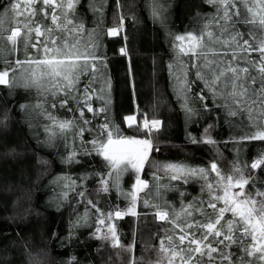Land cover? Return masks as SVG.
<instances>
[{
  "label": "snow or ice",
  "instance_id": "snow-or-ice-1",
  "mask_svg": "<svg viewBox=\"0 0 264 264\" xmlns=\"http://www.w3.org/2000/svg\"><path fill=\"white\" fill-rule=\"evenodd\" d=\"M115 3L117 26L107 29L105 34L110 36L117 35L124 22L121 11L124 5L121 0ZM203 3L212 11L197 12L194 28L183 34L169 33L174 50L168 64L173 90L177 98L183 100L181 107L187 119L199 114L189 103L193 89L198 88L194 98L204 111L220 110L218 115L222 114L225 124L241 130L242 134L232 137L230 142L243 145L248 141H264V0H203ZM107 4L108 0H12L0 14V42H3L0 43V56L22 49L25 59L6 61L14 63L16 68L0 71V85H9L10 72L27 65L28 76L21 86L34 88L44 96V102L35 108L40 110L38 115L50 121L45 125L49 144L55 146L59 136L66 138L67 133L72 132L81 138V146L64 156L63 163H80L78 155H91L92 152L101 156L109 172L104 174L108 178L100 181V191L108 192L110 181L112 186L119 188L121 175L129 169L137 173L134 191L122 193L125 199H130L131 206L127 213L116 211L114 215L116 218L125 214L136 216V203L139 193L143 192L144 207L153 209L155 220L169 225L159 237L157 259L149 264H264V187H257L255 176L245 174L249 167L256 170L264 166V152L250 166L233 163L227 173L219 169L215 161L209 168L177 163L157 165L152 174L155 183L150 186L139 173L153 151L151 139L125 137L106 117L97 137L83 140L84 132L90 131L84 125L91 124L85 113L96 117L109 110L111 85L101 71L106 63L97 54L100 48L98 29ZM81 6L97 17L95 28H86L79 10ZM150 10L153 19L163 21L166 5L161 0H150ZM8 13H12L11 17ZM37 16L42 19L38 20ZM9 20L11 26L6 27ZM45 20L49 23L45 24ZM120 52L127 55L126 48H121ZM48 97H51L50 103ZM94 100L101 102V107L94 108ZM49 107L78 112L79 121L57 120ZM6 119H0V124ZM126 120L131 127L135 117L128 116ZM161 126L162 121L158 119L149 121L145 117L143 121V129L149 135L159 131ZM211 127L213 125H209ZM209 128L204 130L202 139L191 136L189 139L192 143L216 144L207 135ZM62 179L65 178L57 177L53 183ZM193 180L202 182V195L186 200L188 194L181 185ZM249 184L252 189L246 190ZM170 192L178 194V208L166 199ZM88 203L95 207L91 200ZM112 215L107 213L106 218L111 219ZM99 223L104 224L105 219L100 218ZM77 224H87V213L78 218ZM100 231L96 229V233ZM94 237L108 242L112 248H124L128 252L134 248V245L120 243L115 225L108 226L102 236L94 233Z\"/></svg>",
  "mask_w": 264,
  "mask_h": 264
},
{
  "label": "trees",
  "instance_id": "trees-1",
  "mask_svg": "<svg viewBox=\"0 0 264 264\" xmlns=\"http://www.w3.org/2000/svg\"><path fill=\"white\" fill-rule=\"evenodd\" d=\"M12 0H0V14ZM166 5L164 19H153L150 0H121L124 15L122 30L117 35H106L109 28L117 26V7L115 0H108L105 6L103 23L98 29L101 56L106 67L101 71L110 81L108 96L110 103L107 113L93 117L90 129L83 135L84 141L97 137L100 125L105 118L119 128L121 135L134 138H149L153 142V151L142 172L150 186L155 183L152 174L157 165L177 163L192 168H209L215 161L219 169L227 173L233 163L250 164L264 152V141H248L235 145L232 137L241 133L239 128L229 127L223 122L220 110L204 111L194 94L189 103L199 110V114L187 119L181 104L173 90V81L169 75L168 64L173 59L174 50L170 44L169 33L183 34L196 26V13H208L212 9L203 0H161ZM39 8L40 6L37 5ZM84 23L88 30L97 25V17L83 6ZM12 13H8L11 17ZM38 20L42 17L37 16ZM45 24L49 21H43ZM11 26V20L6 27ZM7 35V33H5ZM3 43V42H0ZM8 46L5 44V48ZM121 48H126L127 55H122ZM35 54L34 50L29 49ZM25 59L21 49L15 54L0 56V71L16 68L15 59ZM27 65L10 72L9 85H0V119L7 117L0 124V264H149L157 259L156 248L163 229L169 227L164 222L154 219L153 209L144 207L142 193L136 208L137 215L125 214L116 218L114 213H127L131 206L130 199L122 193L130 191L133 170L128 181L120 178L119 188L109 183V191L102 192L101 179L109 172L105 161L95 152L91 155H78L80 163L66 164L64 156L74 148L79 150L81 138L72 132L66 138L59 136L55 146L48 142L45 125L50 121L38 115V103L44 102V96L36 89L21 86ZM84 80L87 77L83 78ZM46 95V94H45ZM51 97H48L50 103ZM45 103V107H48ZM211 107V101H208ZM25 105L27 107L22 108ZM71 106V105H70ZM94 108L101 107V102L93 101ZM57 120L79 121L78 112L67 108H48ZM136 116V123L129 126L128 116ZM158 119L162 121L159 131L151 135L143 129V121ZM209 125L213 127L209 128ZM79 126V124L77 125ZM207 133L217 143H192L189 137L197 140ZM245 131H250L245 129ZM103 139V137H101ZM91 148V145H88ZM159 148V151L155 149ZM241 148V151H237ZM246 175L256 178L257 187H264V166L246 170ZM214 175V174H213ZM122 176V175H121ZM57 177H64L59 183H53ZM74 182V184H73ZM200 181H191L181 185L188 194L185 199L202 195ZM65 184L72 185L70 188ZM249 184L246 190H251ZM83 192L80 196L78 193ZM67 193V198H64ZM166 199L179 207L177 193L170 192ZM206 199V197H205ZM91 200L95 207L88 203ZM99 208L100 212L96 209ZM113 213L111 219L107 213ZM87 213V224H77L78 218ZM105 216H101V214ZM230 215V214H228ZM105 224L115 225L120 243L134 245L131 252L124 248H112L94 237L96 229L101 227L99 219ZM82 224V222H81Z\"/></svg>",
  "mask_w": 264,
  "mask_h": 264
},
{
  "label": "rangeland",
  "instance_id": "rangeland-1",
  "mask_svg": "<svg viewBox=\"0 0 264 264\" xmlns=\"http://www.w3.org/2000/svg\"><path fill=\"white\" fill-rule=\"evenodd\" d=\"M132 116H134L135 117V120L133 121V122H131L132 124H135L136 123V121H137V119H136V116L135 115H132ZM128 122V121H127ZM129 123V122H128ZM145 166V165H144ZM143 170H144V168H143ZM143 170L139 173V176H140V178L141 179H143V180H147L144 176H143V174H142V172H143ZM131 173H132V170L131 169H129V171H127V172H125V173H123L122 174V176H121V178L123 179V182L126 180V181H128V179H130V175H131ZM133 176H132V179H131V182H130V185H129V187H130V191L132 192V191H134V185H135V181H136V175H137V173L133 170ZM237 191H238V189H237ZM143 193V192H142ZM142 193H139V197L141 198V194ZM139 200V199H138ZM138 200H137V203H136V208H137V206H138ZM136 208H135V210H136ZM110 225H114L113 223H107V224H101V227H100V232L99 233H97V235H104L106 232H107V228H108V226H110ZM116 229V228H115ZM117 232V231H116ZM118 235V234H117ZM103 243H106V244H109L108 242H106V241H104V240H102V239H100Z\"/></svg>",
  "mask_w": 264,
  "mask_h": 264
}]
</instances>
